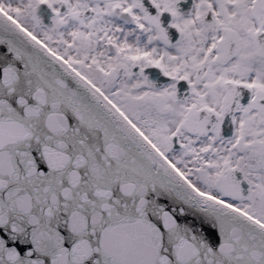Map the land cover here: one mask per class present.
<instances>
[{
    "label": "snow or ice",
    "instance_id": "1",
    "mask_svg": "<svg viewBox=\"0 0 264 264\" xmlns=\"http://www.w3.org/2000/svg\"><path fill=\"white\" fill-rule=\"evenodd\" d=\"M0 264H264V0H0Z\"/></svg>",
    "mask_w": 264,
    "mask_h": 264
}]
</instances>
